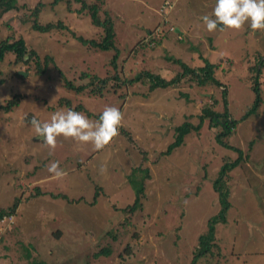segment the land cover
Here are the masks:
<instances>
[{"label":"rangeland","instance_id":"1","mask_svg":"<svg viewBox=\"0 0 264 264\" xmlns=\"http://www.w3.org/2000/svg\"><path fill=\"white\" fill-rule=\"evenodd\" d=\"M17 2L24 6L19 12L0 18V41L22 38L38 56H52L57 70L51 67L48 75L36 76L24 64L12 63L13 59L0 63V104L16 95L24 97L11 112L0 111V209L20 199L15 215L0 221V264H191L197 239L222 209L212 184L222 165L236 154L215 143V130L208 121L199 137L188 136L169 156L160 154L173 141L175 127L198 123L203 106L223 111L221 90L185 84L146 96L147 86L138 83L116 91L110 88L102 96H76L65 89L58 72L76 85L94 76L111 77L115 53L80 45L76 36L98 39L100 31L88 16L77 12L76 3L70 12L67 0ZM165 2L171 6L166 20L176 31L178 25L188 27L185 35L167 39L154 53L134 52L138 41L161 21L159 9ZM215 2L106 0V10L116 34L120 77L129 80L144 70L168 80L180 67L165 56L193 69L203 66V58L217 65L216 78L227 91L226 110L239 121L255 99L246 82L253 75L248 70L254 64L250 60L257 55L264 59V30L253 31L246 23L239 31L208 32L202 17L212 14ZM36 8L40 25L63 21L67 28L45 34L33 31L22 18H30ZM261 93L263 104L257 114L238 122L228 141L247 159L227 177L226 223L216 227L217 237L226 238L212 257L196 264H264V88ZM60 98L94 114H101L105 106L118 107L123 114L119 135L102 150L63 136L57 137L55 150L50 149L26 118L48 121L54 112L66 109L50 108ZM215 100L219 105L213 104ZM53 161H59L66 172L63 178L54 179L47 171ZM140 167L149 170L150 179L144 182L141 210L128 219L122 209L133 203L142 184ZM96 186L105 195L91 207ZM58 193L83 201L67 203L51 197ZM108 247L113 249L109 257H93ZM25 249L30 251L29 259Z\"/></svg>","mask_w":264,"mask_h":264},{"label":"trees","instance_id":"2","mask_svg":"<svg viewBox=\"0 0 264 264\" xmlns=\"http://www.w3.org/2000/svg\"><path fill=\"white\" fill-rule=\"evenodd\" d=\"M17 1L18 0H0V18L11 12H19L21 10V7H24L19 6ZM58 1L59 0H54V3H57ZM73 3H76L79 7V9L77 8L78 10L76 9L77 12L84 13L86 16H88L91 20V24L94 27L98 28L100 31L98 39H85L81 36H76L77 41L80 43V45H82V47H86L87 49H95L103 52L113 51L115 54L111 58L110 67L114 74L111 77H105L103 79L94 76L88 83L84 85H76V82L68 80L64 75H62L61 72H58V79L59 81H61L67 91L73 92L76 96H80L81 94L102 96L103 92L107 91L110 88L113 91H116L117 89H120L123 86H131L138 83L147 86L148 91L146 93V96L148 94L154 93L158 89L175 90L185 84H192L193 86L197 87H211L221 90L220 93L222 94L221 102L223 104V111H215V109L211 108V106L208 105L203 106L198 116V123L196 125H193L189 122H184L183 124L175 127L173 141L167 146L166 150L160 154L161 158L169 156L175 149H178L179 147L184 145L188 136L199 137V134L205 121H208V125L215 130L213 135L215 143L220 147L223 146L235 152L236 158L222 165L217 179L212 184L213 190L220 196L222 209L216 216L208 220L206 231L201 234L197 239V244L196 246H194L192 252L191 264H196L197 261L201 259L212 257L214 255L213 253L215 249L218 248V243L226 238L223 237L219 239L217 237L216 227L218 225H223L226 223L225 215L228 209V191H226V189H228V174L230 171L238 167L241 162L247 159V156H243V152L240 149L230 147L228 141L229 138L234 135L238 122L244 121L249 117L256 115L261 105L263 104L261 92L262 88H264V59H260L262 55H257V57L255 56V61L250 60V62L254 64L252 67L248 68V70H251V73L253 75L246 83L249 84L250 89L254 94V102L247 109L245 115L241 117L239 121H236L230 117L229 113L226 110L227 91L225 85H223V82L216 78V72L218 70V68H216L217 65L211 64L207 60L201 58L204 62L203 66L193 69L183 63L181 60H178L174 57L165 56V60L167 62L176 64L180 67V71L171 79L167 80L161 77L160 75H155L150 71L144 70L138 72V74H136L135 76H133V78L129 80L123 79L122 77H120V73L122 72V70H120L119 72L117 64L119 58V50L116 45V34L114 31L113 21L110 17L109 12L106 10V0H94L90 3H88L87 0H67L70 12H73ZM167 3L168 4L162 5L159 9V13L162 15L160 16L161 21L155 27L153 26L147 31V34L144 39L138 41V43L135 45L137 47L135 48L134 52L138 51L139 49H143L154 53L160 46H162L163 42L167 41V39H170L172 37L171 34L175 32L174 27H171L169 22L166 20L168 17H165V15H168L165 10L171 8L169 2ZM38 13L39 10L36 8L32 12L31 17L29 18L28 16L27 18V16H25L24 18H22V22L31 24L32 30L40 34L50 33L53 29L57 28H67L63 21L58 22V24L56 25L51 23L46 25H40L37 21ZM8 27L10 28V26ZM164 32H168V34L166 35ZM177 41H183V39H177ZM159 54H162V52H159ZM9 59H13L12 63H14L15 65L24 64L27 67V72H33L36 76L46 75L51 67L57 70L56 62L54 58H52V56H38L37 52L29 48L28 45L25 43V40H23L22 38L14 39L13 37H7L4 40L0 41V63L7 60L11 61ZM16 76L22 78L17 74ZM83 76L86 77V75ZM181 96L183 97L185 95L181 94ZM22 99H24V97L20 95L13 96L11 100L6 101L2 105L0 104V111H4L5 113L11 112L13 109L19 106ZM213 104L219 105V102H216L215 100ZM55 107L72 108L75 111L84 113L88 118H92L94 120H98L100 116V114H94L93 112H90L89 110L84 108L83 105H74L73 101L68 98H60L57 101L56 105L50 106L51 109ZM26 121L28 122V124H30L31 120L27 117ZM252 146L253 142L249 143L248 148L250 149ZM144 164L142 163V165ZM140 169L143 173L142 184L136 189V197L133 203L127 206L126 208L122 209V213L126 216H129L128 219L131 218L138 210H141L142 201L145 198L144 182L150 179L149 170L143 167H140ZM34 191L38 193L40 192L37 189H35ZM104 195L105 194L102 187L96 186L89 206H95L97 204L98 199ZM51 197L53 199L57 198L64 200L67 203L77 204L83 201L81 200V198L69 199L62 193L51 194ZM19 205L20 199L17 198L14 200L13 204L10 207L6 209H0V221H2L4 218L14 216ZM25 251V256L29 259L30 251H28V249H25ZM112 253L113 249L111 247L103 248L97 253L93 254V257H109Z\"/></svg>","mask_w":264,"mask_h":264},{"label":"clouds","instance_id":"3","mask_svg":"<svg viewBox=\"0 0 264 264\" xmlns=\"http://www.w3.org/2000/svg\"><path fill=\"white\" fill-rule=\"evenodd\" d=\"M202 21L210 33L217 30L239 31L246 23L253 31L264 30V0H216L212 14L204 15ZM122 120L123 114L118 107L105 106L96 121L82 112L66 108L54 112L45 122L33 117L30 124L37 137L42 138L52 150H55L57 137L60 136L79 143H91L95 150H102L119 135ZM46 168L54 179L66 175L59 161L51 162Z\"/></svg>","mask_w":264,"mask_h":264},{"label":"crops","instance_id":"4","mask_svg":"<svg viewBox=\"0 0 264 264\" xmlns=\"http://www.w3.org/2000/svg\"><path fill=\"white\" fill-rule=\"evenodd\" d=\"M177 11V10H176ZM177 15V14H176ZM168 16V15H167ZM200 17V16H199ZM178 31L175 30V32H173V34H171L172 38H178V36L180 37L181 35H185V30L188 29V27H184L183 29L180 28V26L178 25ZM179 31H182V33H180ZM179 34V35H178ZM167 43V41H165ZM210 46V45H209ZM211 49H213V46L211 47Z\"/></svg>","mask_w":264,"mask_h":264},{"label":"built area","instance_id":"5","mask_svg":"<svg viewBox=\"0 0 264 264\" xmlns=\"http://www.w3.org/2000/svg\"><path fill=\"white\" fill-rule=\"evenodd\" d=\"M168 4L167 2L165 3V5ZM170 7V6H169Z\"/></svg>","mask_w":264,"mask_h":264},{"label":"water","instance_id":"6","mask_svg":"<svg viewBox=\"0 0 264 264\" xmlns=\"http://www.w3.org/2000/svg\"><path fill=\"white\" fill-rule=\"evenodd\" d=\"M21 75H24L23 73H20Z\"/></svg>","mask_w":264,"mask_h":264}]
</instances>
